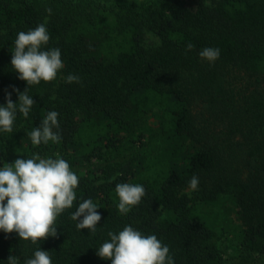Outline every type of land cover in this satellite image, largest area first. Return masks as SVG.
<instances>
[{
  "label": "trees",
  "instance_id": "trees-1",
  "mask_svg": "<svg viewBox=\"0 0 264 264\" xmlns=\"http://www.w3.org/2000/svg\"><path fill=\"white\" fill-rule=\"evenodd\" d=\"M41 23L44 50L60 49L64 67L28 86L11 51ZM205 47L220 50L214 63L200 57ZM27 87L35 103L12 133L0 130V167L59 154L79 185L56 238L0 231V264L9 255L24 264L40 248L52 264H111L96 251L126 225L156 235L174 264H225L203 207L215 204L234 215L237 264H264V0H0V105ZM50 111L62 138L33 145L29 133ZM118 183L146 190L126 215ZM89 198L101 214L94 234L71 219Z\"/></svg>",
  "mask_w": 264,
  "mask_h": 264
},
{
  "label": "clouds",
  "instance_id": "clouds-1",
  "mask_svg": "<svg viewBox=\"0 0 264 264\" xmlns=\"http://www.w3.org/2000/svg\"><path fill=\"white\" fill-rule=\"evenodd\" d=\"M46 11L51 15V8ZM49 40L45 23L27 32L20 31L15 38L11 67L19 74L18 79L25 81L28 86L55 80L64 67L60 49L44 50ZM192 49L193 45L188 44L186 50ZM199 55L209 63H214L220 56V50L205 47ZM73 82L80 83V78L69 74L66 83ZM27 89L19 92L14 88L18 102H13L11 93H8L6 105H0V130L3 132L12 133L17 112L28 117L35 101L28 95ZM58 128V113L48 112L42 125L29 133L32 144L38 146L49 141L59 143L62 137L56 131ZM78 185V175L59 154H55V158H42L33 154L31 158L5 162L0 167V231L8 234L15 232L20 239L33 244L49 237L56 238V219L73 206ZM198 185L199 178L193 175L189 188L196 190ZM115 192L119 198V213L124 215L146 195L142 185L132 183L116 184ZM98 208L90 198L79 203L71 216L77 222L78 230L88 229L90 234L95 233L101 220ZM108 237L110 239L97 249L96 255L103 260H110L111 264H174L169 247L154 234L145 235L126 225L118 233L109 231ZM7 264H20V260L9 255ZM24 264H52V260L49 252L40 248Z\"/></svg>",
  "mask_w": 264,
  "mask_h": 264
},
{
  "label": "rangeland",
  "instance_id": "rangeland-1",
  "mask_svg": "<svg viewBox=\"0 0 264 264\" xmlns=\"http://www.w3.org/2000/svg\"><path fill=\"white\" fill-rule=\"evenodd\" d=\"M103 3H110L114 0H102ZM127 1V0H124ZM207 210L206 216L209 222H212L214 231L217 235V243L219 249L225 260V264H237V240L232 237V234L227 231L230 224V219L234 218L232 213H227L225 208L218 205L211 206L207 209V206H203Z\"/></svg>",
  "mask_w": 264,
  "mask_h": 264
}]
</instances>
